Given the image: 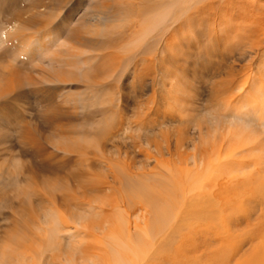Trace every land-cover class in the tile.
Segmentation results:
<instances>
[{
  "label": "rangeland",
  "instance_id": "1",
  "mask_svg": "<svg viewBox=\"0 0 264 264\" xmlns=\"http://www.w3.org/2000/svg\"><path fill=\"white\" fill-rule=\"evenodd\" d=\"M101 1L0 0V264H59L68 258L81 264L85 245L79 243L84 241L92 248L94 244L101 247L102 256L94 257V250L89 251L93 256L91 264H115L116 247L121 256L140 264L139 257L125 251L130 246L138 255V240L132 238L137 233H148L145 224L154 218L153 208L148 214L141 205L134 207L128 200L125 178L121 179L123 188L118 186L119 192L109 188L91 191V204L84 208L86 214L72 205L66 210L50 203L49 196L60 199L73 191L69 184L55 182L64 174L55 177L39 172L41 185L31 183V170L44 164L31 146V137L40 140L55 156L45 162L56 167L70 158L76 160L78 148L98 156L105 154L108 162L120 163L97 167L100 178L104 176L111 186L113 172L127 164L135 173H150L147 179H161L165 173L176 175L182 166L190 169V179L186 181V174L179 176L178 186L172 188L179 194L184 189L191 194L207 193L217 182L231 181L233 188L224 187L217 202L234 206V210L220 216L219 225L213 226L220 237L228 229L236 230V226L242 230L233 231L237 240L247 237L252 224L258 221L245 223L246 214L256 213L257 218L264 210V201L256 192L264 188V43L260 44L264 37V0H204L203 5L214 8L203 13L200 38L192 28L186 30L189 46L184 54L188 57L178 64H150L134 59L133 53L143 48L135 34L115 46L89 48L85 56L95 58L87 64L58 61L65 53L74 56L85 51L84 46L66 39L70 29L93 40L113 36L111 29L117 33L128 27V21L120 22L110 13L101 23L93 10ZM143 27L138 25L135 31L143 33ZM131 48L134 49L128 54ZM159 51L156 54L161 56L173 53ZM49 106L58 107L63 114L61 130L57 129L58 122L54 126L49 122ZM102 110L107 111L105 116H101ZM253 115L257 128L244 122L246 116ZM236 117L243 119L236 121ZM181 132L185 143L179 153L194 155L196 146L206 149L203 169L198 165L197 170L192 160L182 161L176 155V140ZM238 150L243 153H234ZM217 156L222 157L215 165ZM198 160L200 163V157ZM222 160L228 161L224 167ZM163 161L170 163L155 169ZM169 199L175 203L173 197ZM135 208L141 227L137 232L132 225L134 217L128 218ZM66 213L81 215L78 228H83L84 233L75 239L68 240V233L60 225L56 229ZM51 227H55L54 233ZM143 244L145 240L140 246ZM223 249L225 252V247L220 250ZM167 254L162 252L158 263ZM194 255L192 252L189 257Z\"/></svg>",
  "mask_w": 264,
  "mask_h": 264
},
{
  "label": "bare ground",
  "instance_id": "2",
  "mask_svg": "<svg viewBox=\"0 0 264 264\" xmlns=\"http://www.w3.org/2000/svg\"><path fill=\"white\" fill-rule=\"evenodd\" d=\"M203 3L204 0H115V1L102 0L99 3H95L96 5L93 9L96 10L99 21L101 23L106 21L107 18L106 15H108L107 13H110V15L112 14V17H117L118 20H120V22L128 21L129 22L127 24L128 27L126 28L125 26L123 30H121V32H117V33L115 32V30L112 31L111 29L110 33L113 34V36L110 37L105 36L106 38L103 37V39L93 38V40L87 37H80L77 29H70V31L66 36V39L69 41L73 40L79 43L81 46H84L85 51L77 52L78 55H74V56L65 53L64 56L61 57L58 61L67 60L72 63L76 62L77 64L80 63L87 64L90 62V60L92 59L94 60L95 58L94 56H91L93 57L92 59L90 57L85 56L88 52H90L89 48L101 49L104 48V46L106 48L107 46L110 47L115 46V44H120L123 41H125V39L129 38V35L131 34H135V40L137 39L138 41H140L139 43H143V44L146 43L145 46L142 44L143 47L142 48L141 45L135 46V44L138 41L136 43L133 42L135 43L134 47L142 48L141 50H138L137 52L133 53L132 56L136 60H140L141 62L143 61V63L147 61L150 62V64H153L155 62H159L161 64H178L180 61H187L188 54H184V49L189 46L187 45L189 43V40L185 36L186 30L192 28L195 33V36H198L200 38L201 33L199 31L202 26L203 13L206 9L213 10L214 8L212 5L209 6V4H208L209 7H206L205 5H203ZM78 4L81 6L82 5L81 1ZM145 23H147L146 26ZM138 25L139 26L144 25L145 28L144 27L143 28L145 31H143V33L138 32L140 33L138 34L135 31ZM97 36L101 37L102 35L98 34ZM260 41H261L260 44L262 45L264 43V37L263 39H260ZM130 47L131 46H128V49ZM132 49L134 48H131L130 50L127 51L128 54H130L131 51H133ZM262 49H264V47ZM159 50L164 52L171 50V52L173 53L170 54L165 53L166 54L165 56H161L156 54V52ZM159 53L161 52L159 51L158 54ZM131 58H129V61ZM145 71H147V73L150 74L149 69ZM262 92L263 91H256L255 93L262 95L263 94ZM57 109L59 108L55 106H49L48 110L51 111L52 113V116H49V120H51L49 122L53 126L58 122L57 129L61 130L62 126L60 124L63 114ZM100 114L101 116H105L107 114V111L102 110ZM242 119L243 117L234 118V120L236 121H242ZM245 119L246 120H244V122L248 127H253V128L259 127L257 126L255 116L254 117L246 116ZM182 133L183 132L180 133V136L176 140L177 141L176 149H175L177 153L176 155H178L179 159L182 161L184 158L186 160H192L194 167L198 170L199 167H202L203 165L205 166V164H203L202 161L204 160L203 153L206 149H202L203 150L202 151L200 150L199 147L196 146L194 155L193 154L186 155L179 153L180 146H183V143H185L183 142L185 138L182 139L183 137ZM27 141H28V137H27ZM29 141H31V146L34 147V149L37 151L38 157L42 158L44 161V164L41 166L40 169L38 168L37 170L35 169L31 170V174H30L31 183L35 184L37 182L36 184H39L38 182H40L41 185L42 180L40 178H42V175L39 174V172H46L55 177L64 174L63 175L64 177H62V179L57 178L55 182L58 185H63V186L69 184L68 187L73 191L72 195L62 196L60 199L56 196H49L50 203L53 202L55 206L58 205V208L64 207L67 208L66 210H70L69 206L72 205V207L74 208L85 210L91 204V200H89V195L91 191L97 190L102 192L106 188H109L111 190L116 189L117 192H119L120 190L118 189V186L119 188L120 187L123 188V186L121 185L122 178H125L127 181L124 186V190L125 193L128 195L127 196L128 200L131 203H133L134 207L141 205L140 208L148 211V214L151 213L150 210L153 208L154 218H152L150 221H147L145 224V228H147L149 232L148 233L144 232L139 236L137 233L136 237L132 238L133 240H138L139 242L138 243L135 241L137 244L135 250L138 251V255L134 253V249H132L130 246H128L125 251L127 252V254L132 253V255L134 254L137 258L139 257L138 259H140V264L143 262H144L143 264H190V262H195V263L199 262L201 264H264L263 208L261 209L262 212L258 214L259 216L257 218L255 217L256 213L250 212L249 214L248 213L246 214L244 221L245 223L252 222V220L254 222L258 221L257 223L252 224L251 229H249L248 230L249 232H247L246 235L247 237L243 235L244 238L237 240V235H235L234 232H239L240 226H236L235 227L236 230L228 229L223 237L219 236L220 234L216 232L217 230H213V226L215 224L219 225L218 220L224 212L228 210L231 211L234 210V206L232 204H223V205L217 204L218 199L221 196H223L222 193L224 192L223 188L232 187L231 181L230 182H226V181L224 182V180L223 182L216 181L217 183L213 185V187L210 188L211 190L208 191L207 193L199 192L197 194H193L192 192L191 194L189 190L186 192V190L184 189L183 193L180 192L179 194L176 193V191H174L172 188L175 185L178 186L176 181L179 179L178 178L179 176L186 174L187 175V178L185 177L186 181L190 179L192 175L190 169H187L186 167L183 166L180 168L176 167L177 174L176 175L173 174L175 175L174 176L175 178L173 177L172 173L171 174L165 173L164 175L165 177L161 179H147L146 177H148L150 173H146V172H144V174L135 173L132 171L131 165L127 164L123 166L120 169V171L115 170L113 172L112 174L113 185L111 186V183L108 182V180L104 176H103L104 179L100 178L102 176L100 173H97L98 172L97 167L102 168L103 164H106L108 167H110L111 165L115 166L120 163L116 164V163L108 162L105 158V154L104 155L101 154L100 156H98L89 149L78 148L77 150L78 158L76 160H74L75 158H70L68 159V161L56 167L51 163L45 162L50 159H53L55 156L52 153H49V151L44 147V144L40 142V140H38L36 137L33 138L31 137ZM102 151L105 152L103 146H102ZM242 151L243 150L241 151L238 150V153L237 152L234 153L239 155L243 153ZM64 152L70 154L73 153V151L71 150H64ZM245 152H247V150ZM169 153L172 157L174 156L172 152L169 151ZM198 154H200V156H197ZM198 157H200V161H201L200 163H198L199 161ZM221 157L222 156H220V158ZM216 158H215L216 161L215 165L220 161L219 156H217ZM232 161L234 160L232 159ZM224 162L227 163L228 161H224ZM224 162L222 160L223 163L222 167H224L225 165ZM159 163L160 164H158L155 167V169H162L163 166H166L165 164H169L170 162L163 161ZM232 163L234 164V162ZM206 164L208 165L207 166L208 168L210 165L208 163ZM203 168L204 167H202V169ZM208 171L211 172L209 169ZM188 175H190V177H188ZM180 180L182 181L183 177ZM184 184L185 183H183V185ZM153 185L154 187H151ZM74 188H77L79 192L76 193V190ZM162 189L165 190L162 191ZM259 189L260 188H257L256 192L263 199L262 201H264V188H262V190ZM252 196H254V193L252 194ZM169 197H173L175 203L170 201ZM119 204L120 201L115 207H118ZM137 209L138 208H135L134 211L130 212L128 215V218L134 217L135 219L132 225L134 227L133 229H135L136 232L141 228L138 224L140 217H139V213H137ZM116 210H118V208ZM86 213L87 212L85 210L84 214ZM63 218L64 220L62 221L60 220L61 222L56 225V229H58L57 227L58 225H60L62 230L68 233L67 236L68 240L75 239L77 235L84 233L83 228H78L79 227L78 219L81 218V215L74 216V213L73 214L69 213L67 214V217L64 215ZM56 221L55 224L57 223ZM193 221L196 222L198 221L199 223L194 225ZM201 221L202 222L205 221L206 223L205 224L201 223ZM70 224L74 225L75 227L73 228L70 227L71 226ZM150 225L152 226L155 225V228L151 227ZM128 229L131 230L130 224ZM50 232L54 233L55 227L54 228L51 227ZM245 233L246 232L244 231V234ZM113 234H115V232ZM50 236H52V234H50ZM87 236L88 234H86V237ZM130 236H132V234ZM200 237L201 239H199ZM143 240H145V244H143L142 246L143 248H145L144 251L140 246ZM81 244L85 245L84 254L81 255V257L83 258L81 264H91L93 262L90 261V257L102 256L100 246L94 244V247L92 248V245H89L88 241L79 243V245ZM71 247L74 249V246L71 245ZM222 247H225L226 249L225 252H223L224 249L222 251L220 250L222 249ZM56 249L59 250L58 248ZM91 249L94 250V252L91 253L93 254V256L89 255L90 253L89 251ZM46 251L44 252L46 253ZM114 252L118 254L117 255L118 260L116 261L117 264H137L136 262H134L133 259L132 261L131 259H126L127 256L126 257L121 256L119 252V247H116V250L114 249ZM162 252L168 253L166 255L167 257L165 259L163 258V260L158 263L157 260L159 259L160 254H162ZM192 252H194L197 256L194 255L193 257L190 258L189 256H191ZM141 255H143V257H141ZM20 257L21 256H19L18 259ZM105 259L107 260V257ZM6 263L7 262H5L4 264ZM59 264H78V263L68 258L65 259V261H62L61 263L59 262Z\"/></svg>",
  "mask_w": 264,
  "mask_h": 264
}]
</instances>
